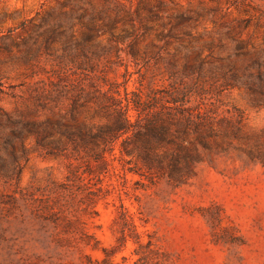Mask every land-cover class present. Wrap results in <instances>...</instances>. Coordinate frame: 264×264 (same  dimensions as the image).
<instances>
[{
  "label": "rangeland",
  "instance_id": "rangeland-1",
  "mask_svg": "<svg viewBox=\"0 0 264 264\" xmlns=\"http://www.w3.org/2000/svg\"><path fill=\"white\" fill-rule=\"evenodd\" d=\"M246 1L264 6L263 0ZM232 2L0 0V107L16 118L66 115V96L35 104L33 88L50 80L74 91L96 82L121 98L128 92L150 100L172 85L183 87L182 78H208L220 40L234 45L224 37L226 25L258 14L252 5L226 13ZM100 9L96 31L90 18ZM255 21L233 37L264 49V18ZM132 29L134 39L113 42L111 33ZM92 31L85 57L76 43ZM93 47L104 49L98 59L91 58ZM199 59L201 70L192 73L189 66ZM189 86L193 119L198 108L206 112L205 128L212 125L213 132L205 133V146H195L197 156L178 183L144 169L129 171L140 163L121 157L119 143L100 167L85 156L46 155L24 136L25 154L15 147L22 163L18 180L0 179V264H264V105L242 89L216 95ZM90 112L91 103L79 119ZM135 114L129 110L132 120ZM1 152L11 159L8 149ZM73 168L79 178L68 173Z\"/></svg>",
  "mask_w": 264,
  "mask_h": 264
},
{
  "label": "trees",
  "instance_id": "trees-1",
  "mask_svg": "<svg viewBox=\"0 0 264 264\" xmlns=\"http://www.w3.org/2000/svg\"><path fill=\"white\" fill-rule=\"evenodd\" d=\"M251 5L258 14L246 15L226 25L224 37L234 45L230 48L226 40H220L221 54L217 56L218 63L207 71L208 78H189L192 83L182 78L183 87L172 85L171 92L153 96L150 100H144L139 93H135L133 98L129 97L128 92L121 98L119 92L111 88L103 90L102 85L96 82H91L88 87L78 86L74 91L60 80H50L51 88L49 84L47 87L33 88L35 104L44 107V99L58 100L66 96L70 100L66 115L43 119L16 118L0 107V179L4 182L18 180L22 163L18 160L15 147L18 146L24 155L26 147L23 137L29 136L33 139L34 148L46 155L58 154L74 159L85 156L97 161L100 167L107 164V154L115 155V145L119 143L121 157L127 155L134 158L136 164L140 163L138 169L129 171L143 174L140 169H144L171 182L182 181L197 156L195 146H205V133L213 132L212 125L205 128L208 125L204 115L206 112L200 111L199 106H195V109L198 108L194 114L197 119H193L194 107L186 105L190 102L187 97L189 84L198 88L200 93L214 92L216 95L228 89H242L251 102L264 105V49H255L249 39L237 40L233 37L234 30L240 32L249 27L253 18L256 19L255 25H258L259 20L264 18V6L258 8L250 1L233 0L228 4L226 13L230 12L231 7L246 11ZM102 13L100 9L90 18L91 29L100 30L97 21L103 17ZM179 18L183 19V16ZM114 23V20L109 21L108 28L112 29ZM92 35L93 31L76 43L82 56H87L84 49ZM136 35L137 31L132 29L119 34L111 33V38L113 42L122 43L129 38L134 39ZM169 35L164 33L162 36L165 38ZM132 47L130 44V51L135 56L136 50ZM102 51L103 48L93 47L91 58L98 59ZM202 64L203 59H199L189 66V70L199 73ZM103 82L105 84V80ZM89 103L92 112L79 119L80 110ZM130 109L136 111L134 120L129 115ZM95 117L104 118L105 121L96 122ZM6 127L10 129L5 134ZM190 135L193 139L188 146L185 141ZM2 148L8 149L11 159L2 154ZM76 171L73 168L68 173L79 178ZM104 253L106 257L102 260L106 262L110 254L107 250Z\"/></svg>",
  "mask_w": 264,
  "mask_h": 264
}]
</instances>
